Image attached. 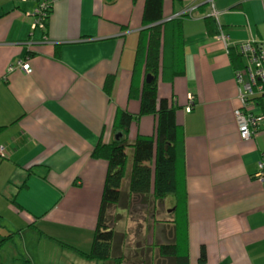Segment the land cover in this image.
<instances>
[{
	"label": "crops",
	"instance_id": "crops-1",
	"mask_svg": "<svg viewBox=\"0 0 264 264\" xmlns=\"http://www.w3.org/2000/svg\"><path fill=\"white\" fill-rule=\"evenodd\" d=\"M145 1L0 0V240L12 235L0 264H104L79 254L92 248L108 172L93 152L123 139L119 113L139 115L130 93ZM204 2L165 0V21ZM43 3L52 8L45 33L34 28ZM215 8L231 47L264 40V0H215ZM193 17L184 28L185 75L159 90L174 98L184 131L189 264H201L203 248L205 264H264V131L241 139L234 117L241 88L228 49L197 11ZM256 112L264 115V106ZM156 129L154 115L135 119L129 141ZM15 195L22 210L11 204ZM131 202L108 213L124 235L120 253L126 264H164L156 248L174 245L181 223L174 198Z\"/></svg>",
	"mask_w": 264,
	"mask_h": 264
},
{
	"label": "trees",
	"instance_id": "trees-1",
	"mask_svg": "<svg viewBox=\"0 0 264 264\" xmlns=\"http://www.w3.org/2000/svg\"><path fill=\"white\" fill-rule=\"evenodd\" d=\"M164 5L165 0L145 1L143 29L139 33L130 93L131 98L140 101L139 115L136 118L128 112L119 113L115 130L122 134L123 139L110 145L100 144L93 152L94 159L107 162L108 172L92 248L88 253H79L89 261L126 264V258L120 253L124 235L116 232L108 220V213L112 209L125 207L132 203L131 201L136 202L145 197L155 204L162 205L173 197L181 221L175 229L177 241L174 245L156 248V252L164 264H189L188 236L185 232L187 223L184 222L187 192L183 162L179 158L184 148V131L177 123L178 107L174 98L161 97L159 90L160 85H173L177 79L185 75L184 28L186 22L195 16L182 15L165 21ZM207 10H210L209 4H203L199 6L197 15H201L207 34L216 39L221 32H225V29L207 15ZM51 12L50 5L43 23L44 33ZM228 52L234 71L241 69L244 62L238 49L230 46ZM56 56L59 57V49ZM148 76L153 78L150 83L146 81ZM112 83L113 76H109L104 86L107 94L111 93ZM146 115H154L157 118L155 136H139L135 141H129L128 135L133 122ZM3 129L5 128H0V132ZM127 168H130L128 175ZM33 174L32 170L28 171V176ZM126 178L127 186L124 184ZM26 186L27 182L20 190ZM16 200L15 195L11 204L22 210L17 206ZM10 240L12 235L0 240V250ZM206 261L207 255L203 248L200 263L205 264Z\"/></svg>",
	"mask_w": 264,
	"mask_h": 264
},
{
	"label": "built area",
	"instance_id": "built-area-1",
	"mask_svg": "<svg viewBox=\"0 0 264 264\" xmlns=\"http://www.w3.org/2000/svg\"><path fill=\"white\" fill-rule=\"evenodd\" d=\"M23 3L29 0H21ZM210 6L211 16L219 20V13L215 9V0H205ZM49 4L43 3L35 12L36 22L35 29L43 30L44 20L48 13ZM216 40L223 44L227 49L230 37L221 32L216 37ZM235 48L242 55L244 66L241 69L234 71L235 81L240 86L239 99L242 107L235 109L234 117L238 126V131L241 139L248 141L264 131V115L257 113L256 110L264 106V40L248 41L240 43ZM21 70L27 74H31L32 70L29 64H22ZM193 98L190 97V104L186 111L190 112L193 106ZM0 154H4V149H1ZM259 178L264 180V155L259 165Z\"/></svg>",
	"mask_w": 264,
	"mask_h": 264
},
{
	"label": "rangeland",
	"instance_id": "rangeland-1",
	"mask_svg": "<svg viewBox=\"0 0 264 264\" xmlns=\"http://www.w3.org/2000/svg\"><path fill=\"white\" fill-rule=\"evenodd\" d=\"M129 154H130V151H128ZM127 182V178L124 180V184H126ZM171 202V201H170ZM126 222V219H123L122 223L119 224V226H122L123 228L124 227V223ZM136 223H134V226L131 231H132V234L130 235V239H134V241H137L136 238L139 237V234L141 233V228L139 229L136 225ZM118 226V227H119ZM133 226V225H132ZM128 227H131V225L128 223Z\"/></svg>",
	"mask_w": 264,
	"mask_h": 264
},
{
	"label": "bare ground",
	"instance_id": "bare-ground-1",
	"mask_svg": "<svg viewBox=\"0 0 264 264\" xmlns=\"http://www.w3.org/2000/svg\"><path fill=\"white\" fill-rule=\"evenodd\" d=\"M196 4V3H195ZM198 8H199V5L197 6H194L193 8H190V9H188L186 12H184V13H180V14H178V15H176L174 18H177V17H180V16H182V15H189V16H192L193 17V12H196L197 10H198ZM216 9V8H215ZM217 11V10H216ZM219 13V12H218ZM208 16H210L211 18H214V17H212L211 16V11L207 14ZM215 19V18H214ZM216 20V19H215ZM216 22H217V24H218V26H220V27H222V24H221V22H220V17H219V20H216ZM226 33V32H225ZM227 34V33H226ZM228 35V34H227ZM229 36V35H228ZM230 41V40H229Z\"/></svg>",
	"mask_w": 264,
	"mask_h": 264
},
{
	"label": "water",
	"instance_id": "water-1",
	"mask_svg": "<svg viewBox=\"0 0 264 264\" xmlns=\"http://www.w3.org/2000/svg\"><path fill=\"white\" fill-rule=\"evenodd\" d=\"M203 4H207V2L205 1ZM183 13H184V12H183ZM146 81H147V83H150V82L153 81V78H152L151 76H148V77L146 78ZM120 136H122V134H121Z\"/></svg>",
	"mask_w": 264,
	"mask_h": 264
}]
</instances>
